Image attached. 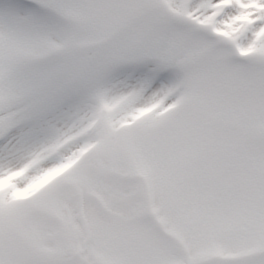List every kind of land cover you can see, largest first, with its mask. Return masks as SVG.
Here are the masks:
<instances>
[{"label": "snow or ice", "instance_id": "1", "mask_svg": "<svg viewBox=\"0 0 264 264\" xmlns=\"http://www.w3.org/2000/svg\"><path fill=\"white\" fill-rule=\"evenodd\" d=\"M0 264H264V0H0Z\"/></svg>", "mask_w": 264, "mask_h": 264}]
</instances>
